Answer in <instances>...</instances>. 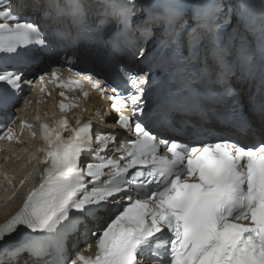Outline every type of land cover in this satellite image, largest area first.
I'll return each instance as SVG.
<instances>
[{
  "label": "snow or ice",
  "instance_id": "obj_1",
  "mask_svg": "<svg viewBox=\"0 0 264 264\" xmlns=\"http://www.w3.org/2000/svg\"><path fill=\"white\" fill-rule=\"evenodd\" d=\"M197 2L200 9L192 11L189 0H47L40 10L42 18L55 14L60 25L53 33L56 39L73 32L78 38L90 33L99 37L114 25H122L124 32L134 25L144 33L157 28L170 35L186 33L187 59L204 69V87L197 95L214 99L223 92L235 109L244 105L247 112L251 105L241 98L234 71L241 64L255 67L250 50L256 36L245 18L244 0H233L231 12L229 0ZM32 3L40 7L41 0ZM27 6V0H0V112L17 103L25 88L34 87L28 77L37 72L44 73L37 77L41 91L48 82L83 89L84 81L107 91L91 74L77 73L80 79L64 81L59 69L45 71L52 39L34 15H23ZM258 32L264 71V14ZM132 55L144 57L145 52L138 47ZM121 71L131 90L126 96L114 95L112 108L118 113L116 124L131 138L122 137L124 143L116 148L120 159L93 148L95 139L106 151L120 135L106 130L94 137L93 125L99 121L77 117L73 126L61 116L52 125L42 123L44 143L37 152L46 167L22 207L0 224V264H264V84L258 112L246 116L234 110L229 121L234 134L201 129L184 142L171 136L161 117L146 112L147 74L127 65ZM251 76L250 71L241 74L239 82L247 83ZM126 103L135 116L125 113ZM76 106L59 102L61 111ZM248 135L252 143L239 139ZM5 138H14L11 126L0 135ZM88 154L96 162L82 164ZM105 169L111 170L106 179ZM16 190L13 182V195ZM109 206L113 214L101 225ZM82 224L86 250L95 239L93 255L75 250L78 243L68 244Z\"/></svg>",
  "mask_w": 264,
  "mask_h": 264
},
{
  "label": "bare ground",
  "instance_id": "obj_2",
  "mask_svg": "<svg viewBox=\"0 0 264 264\" xmlns=\"http://www.w3.org/2000/svg\"><path fill=\"white\" fill-rule=\"evenodd\" d=\"M94 101L97 102V99L95 98ZM101 102H103V101H101ZM11 206H12V203H9V204H7L6 207L3 208V210H6V209H8ZM16 208L17 207L14 206L13 210L10 213H8V214L4 213L3 215H0V221L4 220L7 216L11 215L16 210Z\"/></svg>",
  "mask_w": 264,
  "mask_h": 264
}]
</instances>
